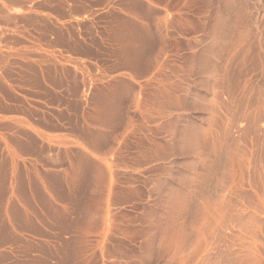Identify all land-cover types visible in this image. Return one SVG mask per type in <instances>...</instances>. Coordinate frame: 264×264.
<instances>
[{
    "label": "rangeland",
    "instance_id": "rangeland-1",
    "mask_svg": "<svg viewBox=\"0 0 264 264\" xmlns=\"http://www.w3.org/2000/svg\"><path fill=\"white\" fill-rule=\"evenodd\" d=\"M0 102L81 264H264V0H0Z\"/></svg>",
    "mask_w": 264,
    "mask_h": 264
},
{
    "label": "crops",
    "instance_id": "crops-1",
    "mask_svg": "<svg viewBox=\"0 0 264 264\" xmlns=\"http://www.w3.org/2000/svg\"><path fill=\"white\" fill-rule=\"evenodd\" d=\"M65 11L62 20L67 21L72 13ZM2 104L9 111L0 112V117L17 119L16 110ZM34 139L32 132H0V264H81L88 218L74 212L76 197L58 195L61 189L50 186L49 160L43 159ZM7 160L11 169H20L10 178L13 195L7 194L9 179L3 169ZM34 160L40 166L37 181L28 175ZM45 189L53 194H44Z\"/></svg>",
    "mask_w": 264,
    "mask_h": 264
}]
</instances>
